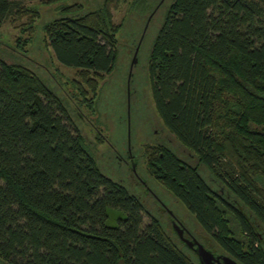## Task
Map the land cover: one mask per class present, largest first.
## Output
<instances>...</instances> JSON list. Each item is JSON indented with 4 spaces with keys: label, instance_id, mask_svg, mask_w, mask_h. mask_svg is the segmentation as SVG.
<instances>
[{
    "label": "trees",
    "instance_id": "16d2710c",
    "mask_svg": "<svg viewBox=\"0 0 264 264\" xmlns=\"http://www.w3.org/2000/svg\"><path fill=\"white\" fill-rule=\"evenodd\" d=\"M39 1L57 3L58 16L41 30L56 62L75 69L91 92L86 97L77 87V99L93 111L97 81L118 55L120 23L110 13L117 0L77 14L69 12L80 4ZM161 1L132 4L141 17L147 13L135 47ZM21 16L29 23L20 30L30 29L38 12L22 0H0V23ZM15 43L23 45L20 37ZM146 59L153 109L196 163L146 142L145 178L178 201L220 252L240 264H264V0H169ZM101 169L64 101L32 69L0 58V259L198 264L141 198ZM108 208L124 213L113 226L105 223Z\"/></svg>",
    "mask_w": 264,
    "mask_h": 264
},
{
    "label": "rangeland",
    "instance_id": "374dc122",
    "mask_svg": "<svg viewBox=\"0 0 264 264\" xmlns=\"http://www.w3.org/2000/svg\"><path fill=\"white\" fill-rule=\"evenodd\" d=\"M99 0H67V4H80L74 11L77 14L88 10L93 5L96 6ZM134 1L138 0H117L115 6L110 8L111 18L114 24L120 23L117 33V52L114 66L108 74H104L97 81V89L93 99V111L77 99V87L87 89L86 97H90L88 90L77 71L60 65L54 59L46 43L45 36L41 30V25L56 16L57 3L44 4L39 0H22V3L37 10L38 17L30 21L31 28L20 30L29 21L27 16H21L14 21L7 19L0 23V58L5 61L11 59L23 66L32 69L40 76L48 87L64 101L67 113L74 125L78 128L83 140L95 157L97 164L108 177L119 180L132 193L136 194L144 202L145 208L153 214L161 223L164 230L169 233L172 239L176 240L172 234L169 218L165 211L156 209L153 197L144 193V188L133 176L129 162H118L116 153L122 151L121 148H134L137 155V162L134 164V171L141 180L157 195L163 196L164 200L174 210L177 218L193 234L195 239L210 243L209 247L215 252L222 253L218 247L199 229L191 215L171 195L159 186L156 182L146 179L144 173V161L141 155V145L146 142H160L170 147L182 160L195 164L196 159L187 149L181 146L178 141L163 127L159 117L153 109L150 98L149 83L147 80L146 58L154 33L161 21L164 7L169 0H162L155 10L141 36L139 48L135 47L138 35L142 32L147 13L142 17L135 12L136 6L132 7ZM132 8V9H131ZM20 37L23 45L16 46L15 38ZM135 48V62L129 69L132 53ZM11 56V57H10ZM128 89V97L127 91ZM130 94V95H129ZM141 105V112H140ZM100 134L105 140H99ZM99 135V136H100ZM100 136L101 139H103ZM116 151V152H115ZM123 154V152H121ZM201 175L210 184L211 176L201 165L198 166ZM264 192V182L258 183ZM120 210L108 208L105 223L113 226L118 217H123ZM148 216L143 215V223ZM230 225V224H229ZM233 229V228H232ZM174 236V237H173ZM190 254L189 252H187ZM0 264H9L0 259Z\"/></svg>",
    "mask_w": 264,
    "mask_h": 264
},
{
    "label": "flooded vegetation",
    "instance_id": "af4514ba",
    "mask_svg": "<svg viewBox=\"0 0 264 264\" xmlns=\"http://www.w3.org/2000/svg\"><path fill=\"white\" fill-rule=\"evenodd\" d=\"M133 56H134V58H135V49H134V52H133V54H132V58H133ZM131 61H132V59H131ZM130 64H131V62H130ZM134 63H132V65H133ZM132 65L130 66L129 65V69L132 67ZM126 93H127V97H128V89H126ZM116 152V151H115ZM126 156H127V158H124V156H122V154H119V153H116V155H115V157H116V160H118V162L120 163V162H123V163H126V161H128L129 162V167H130V169L132 170V172H133V176H134V178L136 179V182H139V184H141V187H143L144 188V193H148V194H150V196H152L153 197V203H154V205L156 206V204H157V206H158V209L160 210V211H165L166 212V214H167V217L169 218V221H170V226H171V222L172 221H174V222H176V223H178L179 224V226H181L182 227V229H183V232H182V236L183 237H185V238H187V239H190V238H192L193 237V234H191V233H189V231L183 226V224H182V222L177 218V216L175 215V213L170 209V208H168L167 206H165L164 205V203L157 197V195H156V193H154L143 181L144 180H141V178L139 177V175L137 174V173H135V169H134V164H135V162L133 161V157H132V154H131V150H130V148H129V146H128V143H127V149H126ZM144 203V202H143ZM172 230V229H171ZM172 232H173V230H172ZM173 234L175 235V233L173 232ZM175 237H176V239L183 245V246H185L184 245V243L182 242V241H180L179 239H178V237L175 235ZM194 238V237H193ZM197 240V239H196ZM197 241H200V240H197ZM202 244V243H201ZM203 245V244H202ZM186 247V246H185ZM205 247V246H204ZM263 247H264V244H263ZM187 248V247H186ZM206 248V247H205ZM187 249H189V248H187ZM206 249H209V248H206ZM191 252H192V250L191 249H189ZM211 252H212V254H213V256H216V255H226V254H224L223 252L222 253H217V252H215V251H213V250H211V249H209ZM193 253V252H192ZM194 254V253H193ZM226 256H228V255H226ZM229 257V256H228ZM232 259V258H231ZM238 263V262H237ZM240 264V263H239Z\"/></svg>",
    "mask_w": 264,
    "mask_h": 264
},
{
    "label": "water",
    "instance_id": "95a60500",
    "mask_svg": "<svg viewBox=\"0 0 264 264\" xmlns=\"http://www.w3.org/2000/svg\"><path fill=\"white\" fill-rule=\"evenodd\" d=\"M135 62V58L133 56L132 63ZM171 229L178 237L180 241L184 243V245L191 249L194 253L198 264H239L235 260L231 259L226 255H216L213 256L212 252L209 249H206L200 242H198L195 238L187 239L182 236L183 229L179 226L178 223L172 221L171 222Z\"/></svg>",
    "mask_w": 264,
    "mask_h": 264
}]
</instances>
